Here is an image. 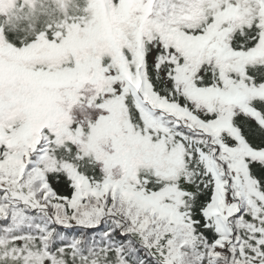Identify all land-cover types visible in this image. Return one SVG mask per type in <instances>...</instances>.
<instances>
[{"label":"snow or ice","instance_id":"obj_1","mask_svg":"<svg viewBox=\"0 0 264 264\" xmlns=\"http://www.w3.org/2000/svg\"><path fill=\"white\" fill-rule=\"evenodd\" d=\"M0 264H264V0H0Z\"/></svg>","mask_w":264,"mask_h":264}]
</instances>
